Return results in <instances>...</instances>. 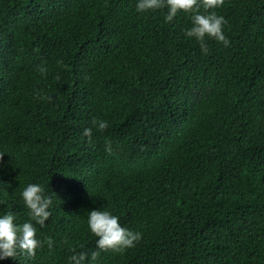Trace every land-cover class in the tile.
Listing matches in <instances>:
<instances>
[{
    "label": "trees",
    "instance_id": "16d2710c",
    "mask_svg": "<svg viewBox=\"0 0 264 264\" xmlns=\"http://www.w3.org/2000/svg\"><path fill=\"white\" fill-rule=\"evenodd\" d=\"M208 11L229 43L202 52L192 12L0 0V213L29 219L27 183L52 201L33 255L0 264L91 252L98 207L141 235L93 264H264V0Z\"/></svg>",
    "mask_w": 264,
    "mask_h": 264
},
{
    "label": "clouds",
    "instance_id": "9594fccd",
    "mask_svg": "<svg viewBox=\"0 0 264 264\" xmlns=\"http://www.w3.org/2000/svg\"><path fill=\"white\" fill-rule=\"evenodd\" d=\"M223 3V0H136V10L147 11L152 9H166L165 21H171L178 10L192 12L191 26L184 30L188 38H195L200 44L201 50L206 51L205 38L222 42L225 46L229 41L223 31L225 18L218 15L215 9ZM204 11H196L198 8ZM98 129H104L106 122L94 121ZM90 128L83 129V135L88 136ZM23 205L27 209L29 219L22 223L16 222L13 212L0 213V260L5 258L15 259L18 251L27 255H33L40 246L35 225H44L50 217L51 198L45 193L44 186L40 183H27L19 192ZM87 226L94 234L96 248L91 252H74L68 257L70 264H93L100 250L112 249L122 251L134 245L140 239L138 231H132L119 222V217L109 210L98 207L87 210ZM51 246V239H49Z\"/></svg>",
    "mask_w": 264,
    "mask_h": 264
}]
</instances>
